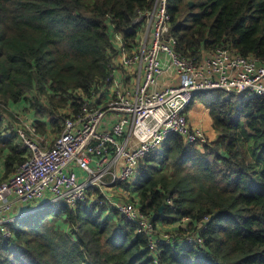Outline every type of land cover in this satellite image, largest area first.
<instances>
[{"label": "trees", "instance_id": "trees-1", "mask_svg": "<svg viewBox=\"0 0 264 264\" xmlns=\"http://www.w3.org/2000/svg\"><path fill=\"white\" fill-rule=\"evenodd\" d=\"M153 2L0 0V101L12 107L24 100L37 120L59 108L62 115L78 113L84 97L111 76V34L120 33L133 48L134 21ZM168 11L186 57L230 47L264 60V0H168ZM195 100L209 110L216 137L200 149L171 133L161 151L147 155L132 185L156 229L188 217L190 232L202 241H161L157 259L264 264V98L200 91L189 108ZM2 127L0 120V154L8 151L4 180L23 150ZM105 210L56 202L28 213L9 224V237L0 232V264H155L136 225L116 209Z\"/></svg>", "mask_w": 264, "mask_h": 264}, {"label": "built area", "instance_id": "built-area-1", "mask_svg": "<svg viewBox=\"0 0 264 264\" xmlns=\"http://www.w3.org/2000/svg\"><path fill=\"white\" fill-rule=\"evenodd\" d=\"M153 3L134 21L138 36L133 48L126 47L120 33L116 36L119 58H112L108 81L96 86L101 91L84 97L78 113L53 115L60 121L53 134L39 131L32 111L0 101L2 132L23 150V160L0 182V232L6 237L10 223L63 202L70 207L102 205L105 214L116 209L147 237L155 264H160L161 241L202 242L190 232L188 217L158 227L166 231L156 229L134 198L132 185L147 155L161 151L171 133L200 149L209 140L189 121L187 108L195 93L223 90L240 98H264V60L230 47L206 51L201 58L186 57L171 33L168 0ZM109 87L107 103L90 104ZM108 110L115 113L110 124L105 119ZM124 134L126 139L120 141Z\"/></svg>", "mask_w": 264, "mask_h": 264}, {"label": "crops", "instance_id": "crops-1", "mask_svg": "<svg viewBox=\"0 0 264 264\" xmlns=\"http://www.w3.org/2000/svg\"><path fill=\"white\" fill-rule=\"evenodd\" d=\"M141 28V27H140ZM119 33H112L111 34V39H112V43L113 46L115 47V54H113V60H117L118 57V47L116 46V36H118ZM115 39V41H114ZM98 91H101V89H99ZM111 91L110 87L103 90L101 95H100V99H98L96 102L92 101L90 104L92 105H97V106H102L105 103H107L110 99H111ZM88 100V98H87ZM91 101V99L89 100ZM26 102L23 100L20 102L19 105L17 106H13V108H18V107H25ZM114 111L108 110L106 112V123L110 124L113 121V115H114ZM188 117H189V121L190 124L192 125V127L194 129H199L205 132V134L207 135L208 139L211 141L216 137V131L213 128L212 125V119L209 113V110L204 106L203 103H201L198 100H195L194 104L189 108L188 110ZM39 123V131L41 133H50L52 134L54 132V128L56 130V127H54L53 125V119L52 116H48L45 115L42 118L38 119ZM127 137V134H124L122 137H120V141H124ZM8 153V151L5 149L3 152H1L0 154V181L3 180L4 178V160L6 157V154ZM135 196V195H134Z\"/></svg>", "mask_w": 264, "mask_h": 264}, {"label": "rangeland", "instance_id": "rangeland-1", "mask_svg": "<svg viewBox=\"0 0 264 264\" xmlns=\"http://www.w3.org/2000/svg\"><path fill=\"white\" fill-rule=\"evenodd\" d=\"M62 109H63V108H59V110H57V111L55 112V114H58V113H62V112H64ZM55 114H54V115H55ZM54 120H56V119H54ZM54 120H53V121H54ZM57 125H58V123H56V124L54 125V127H57ZM55 131H56V130H55V128H54V132H55ZM54 132H53V133H54ZM53 133H52V134H53ZM142 166H143V165H141V167H142ZM141 167H140V169H141ZM137 232H138V231H137ZM164 234H167V233H164Z\"/></svg>", "mask_w": 264, "mask_h": 264}, {"label": "water", "instance_id": "water-1", "mask_svg": "<svg viewBox=\"0 0 264 264\" xmlns=\"http://www.w3.org/2000/svg\"><path fill=\"white\" fill-rule=\"evenodd\" d=\"M189 5L192 6L193 3L191 2V3H189ZM163 208H164V206L162 205V206L159 208V211L161 212V211L163 210Z\"/></svg>", "mask_w": 264, "mask_h": 264}]
</instances>
